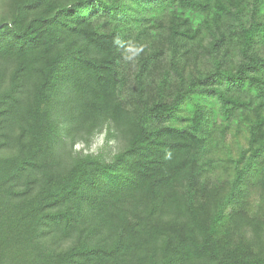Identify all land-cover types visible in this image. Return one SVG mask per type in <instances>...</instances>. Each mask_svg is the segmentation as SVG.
Returning <instances> with one entry per match:
<instances>
[{
    "label": "trees",
    "instance_id": "obj_1",
    "mask_svg": "<svg viewBox=\"0 0 264 264\" xmlns=\"http://www.w3.org/2000/svg\"><path fill=\"white\" fill-rule=\"evenodd\" d=\"M0 264H264V0H0Z\"/></svg>",
    "mask_w": 264,
    "mask_h": 264
},
{
    "label": "rangeland",
    "instance_id": "obj_2",
    "mask_svg": "<svg viewBox=\"0 0 264 264\" xmlns=\"http://www.w3.org/2000/svg\"><path fill=\"white\" fill-rule=\"evenodd\" d=\"M104 144V133L97 134L94 138L93 141L91 142L90 146L84 151H91V152H98L100 148ZM82 147L81 143L75 144L74 148L75 149H80ZM115 146L114 142H109L108 146L104 149L106 151L113 152Z\"/></svg>",
    "mask_w": 264,
    "mask_h": 264
}]
</instances>
